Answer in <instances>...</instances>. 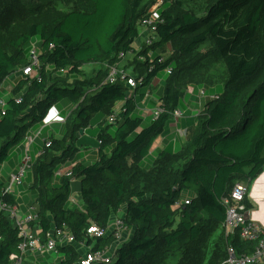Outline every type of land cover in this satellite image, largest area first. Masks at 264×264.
Segmentation results:
<instances>
[{
    "label": "trees",
    "instance_id": "1",
    "mask_svg": "<svg viewBox=\"0 0 264 264\" xmlns=\"http://www.w3.org/2000/svg\"><path fill=\"white\" fill-rule=\"evenodd\" d=\"M64 1H75L77 8L43 17L19 32L10 19L24 13L51 15L56 0H0V89L11 73L20 74L0 113V200L19 206L15 193L6 191L9 176L3 166L51 107L66 102L74 106L66 131L45 142L30 163L29 184L38 216L31 224L40 226L44 238L59 228L76 238L58 246L64 252L60 264H78L82 242L94 243V248L111 245L112 233L92 238L87 228L93 223L107 228L121 211L132 235L119 244L112 262L97 264H170L177 254L180 264H224L229 244L238 252L252 251L256 242L224 233L222 197L236 181L253 182L264 170V0H163L157 8L156 39L140 48L135 45L140 21L151 17L155 0ZM210 40L212 48L198 50ZM170 43L165 57L164 46ZM33 44L40 51L38 75L24 76L21 70ZM120 52L134 53L132 64L144 70L141 86L162 76L158 98L165 111L149 121L137 109L135 93L141 86L131 93L124 79L104 82L105 64L120 62ZM212 56L228 68L222 86L185 79ZM90 63L101 67L87 76L83 67ZM189 84L196 90L205 87L207 93L201 112L191 116L198 119L196 128L178 150L164 149L147 160L154 139L169 129L172 111L180 107ZM117 101L124 105L109 123ZM97 112L107 116L99 123L97 159L75 163L71 176L57 174L76 160L80 130L91 125ZM76 177H81V208L69 206ZM190 184L196 185L195 195L178 204ZM245 202L253 207L248 197ZM217 230L223 234L209 251ZM21 240L8 212L1 211L0 264L11 263Z\"/></svg>",
    "mask_w": 264,
    "mask_h": 264
},
{
    "label": "built area",
    "instance_id": "2",
    "mask_svg": "<svg viewBox=\"0 0 264 264\" xmlns=\"http://www.w3.org/2000/svg\"><path fill=\"white\" fill-rule=\"evenodd\" d=\"M155 15L151 17L144 18L140 21V36L144 33L147 34L145 43L152 44L156 39V22L159 20V13L155 11ZM137 47V46H136ZM129 54V53H128ZM128 54L120 52L118 56L120 58H125ZM134 54V53H133ZM40 51L38 47L33 44L29 51V62L22 68V73L24 76L34 77L38 75L37 66L40 64L39 59ZM107 69V74L104 82L114 83L119 79L126 80L130 91L133 92L136 88L141 86L144 82V75L139 77H134L126 72V70L121 67L118 63L115 64H105ZM61 72H67L66 69H61ZM194 88L190 87L189 91L194 92ZM149 94H146V97ZM207 95L206 90L201 88L198 92L200 98ZM146 99V98H145ZM20 101V98L17 99ZM6 108V100L0 96V113H3ZM53 108L45 119L44 124H49L53 122H62L65 120L59 112H55L54 115L52 111ZM164 108L161 106L159 100L158 106L154 111V117L161 114ZM120 111L112 113L108 116L107 121L114 123L118 117ZM172 116L175 120H179L185 116V111L183 108L178 107L172 111ZM35 139L34 134H28L25 140V159L21 165H19L17 171L13 172L9 176V181L6 187V191L9 193H15L19 184L23 181V178L27 172L28 166L30 165L31 155L30 146ZM59 175L71 176L72 169H66L64 166L60 167L57 171ZM250 180H238L232 187V190L228 195L222 197V203L226 207V218L222 223V229L224 233L229 235L238 234L242 240L254 241L256 242L254 249L250 252H238L236 247L229 244L227 247V258L224 264H264V213H258L259 210L254 207H248L245 199L251 200L252 190ZM253 188V187H252ZM70 201L76 204L75 198L70 197ZM189 202L188 199L185 200ZM181 204L182 201L177 202ZM30 213L20 215L19 206L9 205L4 201L0 200V212H8L9 217L12 219L14 225L19 229L22 240L19 244V250L11 255L10 264H27V255L32 253L35 254L39 252L40 254H46L51 252H57L59 245L72 244L76 242L74 234L66 229L59 228L50 231L46 238L40 234V226L33 225L31 222L37 220L38 216L35 212V207L30 206ZM128 227L124 221L123 212L117 213L109 222L107 228H102L96 224H91L87 228V233L92 238H100L107 235L109 232L115 237V241L106 247L94 248L93 244H88L87 242H82L83 246L90 245L88 250H85L78 261V264H97V263H110L115 257L116 250L119 244L126 240L125 233Z\"/></svg>",
    "mask_w": 264,
    "mask_h": 264
},
{
    "label": "crops",
    "instance_id": "3",
    "mask_svg": "<svg viewBox=\"0 0 264 264\" xmlns=\"http://www.w3.org/2000/svg\"><path fill=\"white\" fill-rule=\"evenodd\" d=\"M124 59H122L119 62V64H121L124 61ZM125 70H126L127 73L132 75V73L129 72L130 70H128V69H125ZM161 79H162V77L159 74L158 76H156L151 81L150 85H148V86L150 88H152V86H154V87L161 86V81H162ZM12 87H13V85L9 87V92L11 91ZM190 87L195 88V84H189L188 88H190ZM201 88H205V87H201ZM200 89H198V90L195 89L194 92H191V91L187 90L186 96H184V98H183L185 104H183L182 101H181V104H180V107L183 108L184 111H185V116L183 118H181V120H176L175 121L177 123V126L175 124H173L172 121H171V123L169 124V129H167L166 132H164L163 134L157 136L154 139L153 144H152V146L150 148L149 156L147 157L148 158L147 160H151L152 157L156 156L159 151H162L164 149H168L170 151H176V150H178V148H180L184 143H186L188 141L189 136L191 135L192 131L196 128L197 122H198V119H196V117L194 118V117H191V116L196 115V114L198 115V113L201 112V110L203 109L202 101L204 100L205 97H202L203 98L202 99V98H200L198 96V92H199ZM2 90L4 91L5 87ZM143 91H144V89H140L139 92L135 93L137 95V98H138V101H137L138 102V107H137V109L141 112V114L144 117L152 118V117H154V111H155L156 107L158 106V102H159L158 96L159 95L158 94H152V91L149 90L147 93H145L144 97H142L139 93H141ZM130 92L132 93V91H130ZM146 94H149V95L146 97ZM138 95H140V99H139ZM139 100L142 101V105L139 103ZM59 104H61L63 106L60 107ZM67 105L68 104L66 102H59L57 105L52 106L51 109L49 110V111H51L53 108H55L52 111L53 115H54L55 112H59L60 115L65 118L64 121H62V122L61 121L60 122H53V123H49V124H44V123H42L40 125L38 124V125L34 126L32 128V130L30 131L29 134H34L35 135V139H34L33 143L31 144L30 151H29L30 155H31L30 163L34 159H36V157L40 154V152L42 150V147H43L45 142H48L53 137H59L60 138V137H62L64 135V133L66 131V128H65L66 118L71 113V111L74 109V106H73L72 110H70V112L68 114H66L65 111H66ZM123 105H124V101L115 102V104L113 105L112 113L120 111ZM106 117H104V118H106ZM104 118L101 119L100 121H98V123L103 121ZM192 119H194L193 123L191 121ZM172 120H174V118H172ZM92 122L93 121H91V125H89L85 129H83V132H81L82 129L80 130V136H82V137H80L79 143H81V141L83 140V137H85V134H91L94 131L93 135H95L96 132L99 130V124H98V127L97 126L94 127L92 125ZM185 125H186V128H183V126H185ZM51 127H53L52 129H54V130L51 131L50 130ZM57 135H60V136H57ZM90 141H91V144H92V146H91L92 149L91 150H87V147H86L85 150L81 151V148L79 147L80 149H79V152H78V156L76 157V160L73 162V164L65 165L64 167L66 169H70L72 167V165H74L75 163L80 162V161L86 162V160H92V159L96 160L97 159L99 144H96V141H93V140H90ZM24 146H25V143L22 144L21 146L18 145L17 147H14L11 150V155H10L9 161L6 163L5 166H3L4 167L3 172L6 175L10 176V174L13 173L14 171H16L17 168L19 167V165H21L23 163V161L25 159ZM28 167H30V165ZM29 169L31 170V168H29ZM27 174H28V177L25 174V176L23 178V181L19 184L17 189L22 190V186L24 185V180L25 179L29 180L30 183L32 182V173L27 172ZM29 175H30V177H29ZM29 188L31 189L30 186H29ZM32 192H34V191L32 190ZM77 193H79V196L82 198L79 190H78V192H76V194ZM252 195H253V192H252ZM72 197L74 198L73 195H72ZM252 197L254 198V195ZM263 198H264V195H262L259 200L263 201ZM34 200H35V197H34ZM34 200L33 199L28 200L26 197H24L22 202H19L20 215L22 217L24 215L30 213V209L29 208H30V206H32ZM251 200H252V198H251ZM255 200H256V202H258V199H255ZM76 205H78V204L76 203ZM263 206H264V204H263ZM253 207L255 208V205ZM131 235H132V229H127V231L125 233L126 239L130 238ZM89 248H90V245H86L85 244V246H83L82 243H80V245H79V250L82 252V254H83V252L85 250H88ZM47 254L48 253L40 254L39 252H36L35 254H32V253L28 254L27 255V264H45V261H44L43 257L45 255H47Z\"/></svg>",
    "mask_w": 264,
    "mask_h": 264
},
{
    "label": "rangeland",
    "instance_id": "4",
    "mask_svg": "<svg viewBox=\"0 0 264 264\" xmlns=\"http://www.w3.org/2000/svg\"><path fill=\"white\" fill-rule=\"evenodd\" d=\"M163 3V0H155L151 6V14L155 15V11L157 10V8ZM55 6L54 12L51 15H46V16H31V15H27L26 13L23 14V16H19L17 18L14 19H10L13 22V27L14 29L18 30L19 32L25 30L26 28H28L29 25H31L34 22L39 21L40 19H42L43 17L46 18H53L55 16H57L58 14H63V13H67L71 10H74L77 8V3L75 1L73 2H69L67 3L64 0H56V4H53ZM9 20V21H10ZM147 34L148 33H144L142 36L139 37V39L136 40L135 45L140 48L141 45L146 41L147 38ZM214 45V42L212 40H210L209 42H207L206 44L202 45L199 47L198 50L201 51H206L209 48H212ZM170 48H171V43L167 44L164 46V50H163V54L165 57L170 55ZM133 53H129L127 55V57L124 59V61L120 64L121 67H123L124 69H128L130 70L129 72L132 73V76L134 77H139L141 75H143L144 70L141 68V66H139L138 64H132V60H133ZM101 65H99L98 63H90L87 64L83 67V71L85 72V74L91 75L94 72L98 71L100 69ZM19 72H13L11 73L7 79L5 80V82L3 83V87L0 89V96L5 98L10 92H9V87L14 85L15 82L17 81L18 77H19ZM162 77V76H161ZM228 77V68L226 66V63L224 62L223 59H217L215 56H212L211 58L205 60L203 62V64L201 65V67H199V69H197L196 71L189 73L187 75V77L185 78L186 80H191V79H197V81H200L202 83H206L208 85H213L218 86L221 85L226 81ZM159 80V79H158ZM5 87V90L3 91L2 89ZM160 87H154L152 86V88H150L149 86H141L140 89H144L143 92L141 93H147L149 90L152 91V94H158ZM190 88L187 87L184 88V91L189 90ZM141 93H139L141 95ZM140 95L139 99H140ZM139 103L142 105V101L139 100ZM182 103H184V100H182ZM189 103V102H188ZM60 107H62L63 105L59 104ZM70 110H72V105L68 104L66 107V114H68L70 112ZM75 116V114L72 115L71 118H73ZM184 117V116H183ZM182 117V118H183ZM104 118V114L102 112H97L94 114V116L92 117L91 121L92 125L94 127H98V121H100L101 119ZM150 118H148L149 121ZM181 120V118L179 119ZM147 121V122H148ZM173 124H175L177 126V123L175 122L176 120H171ZM180 123V122H179ZM92 126V127H93ZM53 127H51V131L54 130L52 129ZM115 126H111V130H114ZM94 131L91 134H85V137H83V140L81 141L80 144V148L81 151L85 150V148L87 147V150H91V141H96V144H99L98 139H97V133L96 132L95 135H93ZM60 136V135H57ZM84 152V151H83ZM94 161V159L92 160H86V162H92ZM30 167H28L27 172L31 173V170L29 169ZM26 172V176L28 177V174ZM263 172V171H262ZM261 172V173H262ZM30 177V175H29ZM26 178V177H25ZM256 179L251 183V189L252 192L254 193V189H256ZM29 183L30 181L25 179L24 180V185L22 186V190L20 189H16L15 195L16 197H18V199H20V202H22L23 198L26 197L28 200L33 199L36 196L35 192H32V190L29 188ZM260 185H262V183H259ZM80 187H81V177H76L73 179V186H72V195L74 196L75 200H76V204H74L72 201H69V206H78V207H82L84 205L82 198L79 196V193L76 194V192H78V190L80 191ZM253 187V188H252ZM257 194L254 196L255 199H258V202H256V200L252 198L253 202V206L255 205V209L259 210V208L261 207L262 209H264L263 204L260 202V195H262L264 193V188L263 187H259V189L256 190ZM196 192V185L195 184H190V189L184 190L180 200H184L185 198H192L195 195ZM177 222H179V217H177ZM220 234H223L221 232V230H217L210 238L209 240V251L210 248L213 247V245L215 244L217 238L220 236ZM46 256V257H45ZM43 257L45 264H60V261L62 260V258L64 257V252H51L48 253L47 255H45ZM181 256L180 255H175L172 256L171 259L169 260L170 264H180L181 262Z\"/></svg>",
    "mask_w": 264,
    "mask_h": 264
},
{
    "label": "bare ground",
    "instance_id": "5",
    "mask_svg": "<svg viewBox=\"0 0 264 264\" xmlns=\"http://www.w3.org/2000/svg\"><path fill=\"white\" fill-rule=\"evenodd\" d=\"M262 183V185H260L259 183ZM257 184H256V189H254V194L256 195L257 194V189H259V187L261 188V187H263L264 188V177H262V178H260L257 182H256ZM262 195H264V194H262ZM262 195H260V196H262ZM262 204H264V198H263V201H260ZM258 213H264V210L260 207L259 208V211H258Z\"/></svg>",
    "mask_w": 264,
    "mask_h": 264
},
{
    "label": "water",
    "instance_id": "6",
    "mask_svg": "<svg viewBox=\"0 0 264 264\" xmlns=\"http://www.w3.org/2000/svg\"><path fill=\"white\" fill-rule=\"evenodd\" d=\"M81 132H83V129L81 130ZM264 177V170L263 172L256 178V181H258L260 178ZM264 194V193H263ZM253 195L255 196V194L253 193Z\"/></svg>",
    "mask_w": 264,
    "mask_h": 264
}]
</instances>
